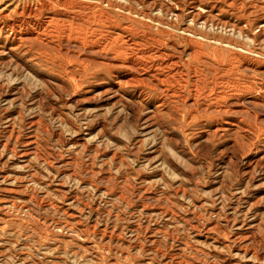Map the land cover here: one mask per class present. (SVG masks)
I'll use <instances>...</instances> for the list:
<instances>
[{
  "label": "rangeland",
  "instance_id": "obj_1",
  "mask_svg": "<svg viewBox=\"0 0 264 264\" xmlns=\"http://www.w3.org/2000/svg\"><path fill=\"white\" fill-rule=\"evenodd\" d=\"M66 1L0 0V264H261L253 256L261 244L243 233L251 226L264 241V177L258 169H235L218 151L232 141L241 152L250 143L264 146L253 132L264 121L236 109L232 116L241 123L210 138L207 152L196 138L218 111L199 106L189 119L190 105L175 99L154 114L160 92L149 87L143 98L124 87L106 104L88 100L97 95L91 85L112 80L111 69L81 54L74 29L105 46L119 23L125 33L118 31L114 43L131 37L174 54L192 46L206 69L231 61L230 81L264 83V27H257L264 0ZM66 25L73 29L65 38ZM24 30L37 37L26 38ZM183 59L193 61L186 52ZM76 81L86 93L73 92ZM127 100L141 103V116L129 117ZM172 129L182 144L170 137Z\"/></svg>",
  "mask_w": 264,
  "mask_h": 264
},
{
  "label": "bare ground",
  "instance_id": "obj_2",
  "mask_svg": "<svg viewBox=\"0 0 264 264\" xmlns=\"http://www.w3.org/2000/svg\"><path fill=\"white\" fill-rule=\"evenodd\" d=\"M46 1V0H45ZM68 1V0H67ZM66 1V2H67ZM51 2V1H50ZM59 3V1H58ZM239 3V2H238ZM111 4V3H110ZM195 4V3H194ZM202 4V3H201ZM51 5V4H50ZM66 5V4H65ZM87 5V4H86ZM193 5V4H192ZM198 5V4H196ZM204 5V3H203ZM212 5V4H211ZM49 7V6H48ZM82 7V6H81ZM194 7V6H193ZM198 7V6H197ZM229 7V6H228ZM33 8V6H32ZM71 8V7H70ZM75 8V7H74ZM195 8V7H194ZM202 8V7H201ZM213 8V7H212ZM35 9V8H34ZM49 9V8H47ZM57 9V8H56ZM176 9V8H175ZM187 9V8H186ZM197 9V8H195ZM206 9V8H205ZM172 10V8H171ZM174 10V8H173ZM47 11V10H44ZM52 11V10H51ZM179 11V10H178ZM181 11V10H180ZM184 11V10H183ZM219 11V10H218ZM55 12V11H54ZM53 12V13H54ZM59 12V11H58ZM64 12V11H63ZM66 12V11H65ZM191 12V11H190ZM32 13V12H31ZM43 13V12H42ZM136 13V12H135ZM236 13V12H235ZM44 14V13H43ZM56 14V13H55ZM63 14V13H62ZM69 14V13H68ZM190 14V13H189ZM192 14V13H191ZM190 14V15H191ZM32 15V14H31ZM2 16V15H1ZM42 16V15H41ZM55 16V15H54ZM65 16V15H64ZM68 16V15H67ZM75 16V15H74ZM73 16V17H74ZM218 16V15H217ZM51 17V16H48ZM69 17H72L69 15ZM77 17V16H76ZM81 17V16H80ZM101 17V15H100ZM192 17V16H190ZM3 18V17H2ZM42 18V17H41ZM40 18V19H41ZM75 18V17H74ZM184 18V17H183ZM187 18V17H186ZM45 19V18H44ZM79 19V18H78ZM180 19V18H179ZM201 19V18H199ZM260 19V18H259ZM36 20V19H35ZM48 20V19H47ZM60 20V19H59ZM67 20V19H66ZM22 21V20H21ZM27 21V20H26ZM39 21V20H38ZM55 21V20H53ZM81 21V19H80ZM101 21V20H100ZM5 22V21H4ZM32 22V21H31ZM52 22V21H51ZM66 22V21H64ZM106 22V21H105ZM182 22V21H181ZM210 22V21H209ZM212 22V21H211ZM36 23V22H35ZM40 23V22H38ZM58 23V22H57ZM244 23V22H243ZM255 23V22H254ZM13 24H15L13 22ZM23 24V23H22ZM41 24V23H40ZM121 24V23H120ZM126 24V23H125ZM236 24V23H235ZM238 24V23H237ZM241 24V23H240ZM238 24V25H240ZM7 25V24H6ZM12 25V24H11ZM35 25V24H34ZM48 25V24H47ZM51 25V24H50ZM110 25V24H109ZM113 25V24H112ZM22 26V25H21ZM24 26V25H23ZM40 26V25H39ZM52 26V25H51ZM104 26V24H103ZM108 26V25H107ZM119 26V23H118ZM118 26L113 25L115 29L116 36L111 38L110 42L105 44V46H100L96 41L86 40V36H81V28L75 26V35L74 38L79 40L81 54L90 59V61L95 63H105L110 65L112 80L102 84L101 86L91 85V87L96 91L97 95L94 97H89L88 100L100 101L102 103H108L118 99V91H122L124 87L137 88V98H143L145 94L144 90L146 87H149L150 90H159L160 93L152 99V109L154 114H158L169 101H174L175 99L180 100L181 103H188L190 106L186 110V114L190 116L189 119L194 117V114L199 106H204L205 109H213L218 111L219 114L212 116V119L208 122L209 125L201 130L197 135L198 145L207 151L211 152L212 147L209 145L208 141L210 138L214 139L216 136L220 135L222 132L229 131L233 129L234 126H237L241 123V120L234 118L236 109H241L243 112L251 115L255 120L260 118L264 121V83L262 82H251L248 84L237 83L230 81V72L233 69V65L230 62L223 63L222 68H215L208 66L206 69L202 66V60L200 53L192 46L188 47L187 51L182 50L178 54H174L171 50L169 51L162 44L159 45V48L152 47L151 45L147 47L140 46L138 41H135L133 38L126 37L121 39L119 43H114V39L118 36L119 32H124V29L118 28ZM135 26V25H134ZM245 26V24H244ZM8 27V26H7ZM26 27V25H25ZM27 26L26 28H28ZM45 27V26H44ZM56 27V26H55ZM60 27V25H59ZM169 27V26H168ZM181 27V26H180ZM257 27H264V21L259 20L257 22ZM11 28V27H9ZM22 28V27H21ZM62 28V27H61ZM172 28V27H171ZM245 28V27H244ZM1 29V28H0ZM13 29V28H12ZM32 29V28H30ZM34 29V27H33ZM59 29V28H58ZM73 29V28H72ZM71 25H66L62 29V36L69 37L70 31H72ZM22 30V29H21ZM38 30V29H37ZM142 30V29H141ZM246 30V29H245ZM260 30V29H259ZM258 30V31H259ZM11 32V30L9 29ZM8 31V32H9ZM43 31V30H42ZM131 31V30H130ZM138 31V30H137ZM74 32V31H73ZM140 32V31H139ZM146 32V31H145ZM17 33V32H16ZM20 33V32H19ZM37 32L32 30H24L23 35L26 38L35 39L37 37ZM44 33V32H43ZM59 33V32H58ZM61 33V31H60ZM59 33V34H60ZM110 33V32H109ZM125 33V32H124ZM135 33V32H134ZM148 33V32H147ZM153 33V32H152ZM246 33V32H244ZM38 34V33H37ZM105 34V33H103ZM131 34V33H130ZM143 34V33H142ZM247 34V33H246ZM22 35V36H23ZM139 35V34H138ZM185 35V34H184ZM191 35V34H190ZM194 35V34H193ZM192 35V36H193ZM262 35V33H261ZM13 36V35H12ZM53 36V35H52ZM112 36V35H111ZM128 36V35H127ZM134 36V35H133ZM260 36V35H259ZM258 36V37H259ZM72 37V36H71ZM138 37V36H136ZM143 38V36L141 35ZM146 37V36H145ZM151 37V35H150ZM184 38V36H182ZM194 37V36H193ZM254 38V36L252 35ZM60 38V37H59ZM207 38V37H206ZM252 38V39H253ZM264 38V37H262ZM108 39V38H107ZM106 39V40H107ZM141 39V38H140ZM147 39V38H146ZM19 40V39H18ZM55 40V39H54ZM102 40V39H101ZM188 40V39H187ZM14 41V40H13ZM50 41V40H49ZM76 41V40H75ZM157 41V40H156ZM190 41V40H189ZM19 43V42H18ZM146 43V42H145ZM165 43V42H164ZM69 44V43H68ZM174 44V43H173ZM190 44V43H189ZM225 44V43H224ZM12 45V44H10ZM17 45V44H16ZM34 45V44H33ZM234 45V44H233ZM15 46V45H14ZM69 46V45H68ZM197 46V45H194ZM199 46V45H198ZM10 46H8L9 48ZM18 47V46H16ZM72 47H76L73 45ZM12 48V47H11ZM53 48V47H52ZM199 48V47H198ZM7 49V48H6ZM13 49V48H12ZM15 49V47H14ZM170 49V48H169ZM213 49V48H212ZM242 49V48H241ZM50 50V49H49ZM79 50V51H80ZM105 50L106 52L110 51V55L102 56L101 52ZM218 50V49H217ZM16 52L15 50H13ZM52 51V50H51ZM50 51V52H51ZM67 51V50H66ZM230 51V50H229ZM40 52V51H39ZM78 52V51H77ZM184 52L188 56H191L193 61H185L183 59ZM233 52V51H232ZM10 53V52H9ZM18 53V52H16ZM15 53V55H16ZM238 53V52H237ZM252 53V52H249ZM8 54V53H7ZM25 54V53H24ZM30 54V53H29ZM104 54V53H103ZM233 54V53H232ZM1 55V54H0ZM3 55V54H2ZM186 55V54H185ZM236 55V54H235ZM28 56V55H27ZM56 56V55H55ZM239 56V55H238ZM1 57V56H0ZM45 57V56H44ZM50 57V56H49ZM205 57V56H204ZM231 57V55H230ZM229 57V58H230ZM241 57V56H240ZM58 58V57H57ZM232 58V57H231ZM251 58V57H250ZM35 59V58H34ZM237 59V58H235ZM260 59V58H259ZM4 60V58H3ZM82 60V59H81ZM106 60V62H105ZM187 60V59H186ZM209 60V59H208ZM212 60V59H211ZM228 60V59H227ZM233 60V59H232ZM58 61V60H57ZM241 61V60H240ZM244 61V60H243ZM249 61V60H248ZM254 61V60H253ZM259 61V60H258ZM264 61V60H262ZM78 62V61H77ZM205 62V61H204ZM255 62V61H254ZM68 63V62H67ZM201 63V64H200ZM221 63V62H220ZM79 64V63H78ZM242 64V63H241ZM246 64V63H245ZM70 65V64H69ZM100 65V64H99ZM236 65V64H235ZM72 67V66H71ZM103 68V67H102ZM107 68V67H106ZM207 71H212L213 75L207 77L205 69ZM246 68V67H245ZM244 68V69H245ZM255 68V67H254ZM80 69V68H79ZM83 70V68H82ZM69 72V71H68ZM109 72V71H108ZM107 72V74H108ZM247 72V71H246ZM264 73V69L261 70ZM98 73V72H97ZM96 73V74H97ZM100 73V72H99ZM104 73V72H102ZM100 73V74H102ZM248 73V72H247ZM234 74V73H233ZM238 74V73H237ZM253 74V73H252ZM106 75V74H105ZM85 76V75H84ZM100 76V75H99ZM108 76V75H107ZM240 76V75H239ZM254 76V75H253ZM36 77V76H35ZM241 77V76H240ZM242 77L243 74H242ZM246 77V76H245ZM252 77V76H251ZM71 81H74L72 75L69 77ZM88 78V77H87ZM91 78V77H90ZM97 78V77H96ZM101 78V77H100ZM99 78V79H100ZM76 79V78H75ZM239 79V78H238ZM110 80V79H109ZM233 80V79H232ZM264 80V79H262ZM94 82V81H93ZM64 83V82H63ZM73 83V92L78 94V92L86 93L87 88L82 85V81L71 82ZM88 83V82H87ZM86 83V84H87ZM85 84V85H86ZM90 84V83H88ZM94 84V83H93ZM230 85V86H229ZM231 87V88H229ZM152 88V89H151ZM228 88V89H227ZM242 88V89H241ZM231 89V90H230ZM91 90V89H90ZM131 90V89H130ZM135 90V89H134ZM149 90V89H148ZM232 90H236L235 93ZM128 91V90H127ZM239 91V92H238ZM123 92V91H122ZM133 92V91H132ZM135 92V91H134ZM73 93V94H74ZM147 94L149 93L146 92ZM131 94V93H130ZM150 94V93H149ZM83 95V94H82ZM77 96V95H76ZM126 96V95H125ZM235 96V99L232 97ZM79 97V96H78ZM145 97V96H144ZM239 97V98H238ZM74 98V97H73ZM76 98V97H75ZM130 98V97H129ZM134 98V97H133ZM151 98V97H150ZM68 99V97H67ZM135 99V98H134ZM147 100V99H146ZM151 100V99H150ZM94 101V102H95ZM237 101V102H236ZM82 102V101H81ZM145 102V101H144ZM239 102V103H238ZM51 103V102H50ZM148 103V102H147ZM238 103L239 105H237ZM62 104V103H61ZM69 104V103H68ZM171 104V103H170ZM228 104V107L225 105ZM63 105V104H62ZM90 105V104H89ZM88 105V106H89ZM104 105V104H103ZM124 105L128 111L129 117L136 118L142 115V105L139 101L127 100L124 101ZM79 106V105H78ZM84 106V105H83ZM109 106V105H108ZM169 104L167 105V107ZM59 108V107H58ZM74 108V107H73ZM172 108V107H171ZM90 109V108H89ZM96 109V108H95ZM165 109V108H164ZM168 109H170L168 107ZM179 109V107H177ZM63 110V109H62ZM83 111V109H81ZM102 110V109H101ZM60 111V110H59ZM98 111V110H97ZM145 111V110H144ZM167 111V110H166ZM78 113V111H77ZM83 113V112H82ZM172 113V111L170 112ZM80 114V112H79ZM215 114V113H214ZM11 115V114H10ZM82 115V114H81ZM89 115V114H88ZM147 115V114H146ZM145 115V116H146ZM78 116V115H77ZM170 116V115H169ZM6 117V116H5ZM85 118V117H84ZM91 118V117H90ZM89 118V119H90ZM210 118V117H209ZM143 119V118H142ZM186 120V118L184 119ZM245 120V119H244ZM6 121V120H5ZM84 121V119L82 120ZM95 122V119L93 120ZM201 121V120H200ZM246 121V120H245ZM189 122V121H188ZM243 122V121H242ZM83 123V122H82ZM85 123V122H84ZM83 123V124H84ZM91 123V122H89ZM98 123V122H97ZM197 123V122H196ZM70 124V123H69ZM82 124V125H83ZM207 124V123H206ZM12 125V124H11ZM10 125V126H11ZM95 125V124H93ZM243 125V124H242ZM101 126V125H100ZM202 126V125H201ZM250 126V125H249ZM249 126H247L249 128ZM83 127V126H82ZM9 128V127H8ZM7 128V129H8ZM251 128V127H250ZM83 129V128H82ZM237 129V128H236ZM170 134V137L174 139L179 144H182L180 139L181 134L175 132L174 129ZM66 131V129H65ZM84 132V131H83ZM198 132V131H197ZM196 132V133H197ZM254 132L256 138L259 136L264 139V128H258ZM28 133V132H27ZM54 133V132H53ZM59 134V133H58ZM57 135V134H56ZM97 135V134H96ZM246 135V134H245ZM248 135V134H247ZM61 136V135H60ZM89 136V135H88ZM224 136V135H223ZM55 137V136H54ZM75 138V137H74ZM81 138V137H80ZM84 138V137H83ZM182 138V137H181ZM186 138V137H185ZM191 139V138H190ZM26 140V139H24ZM187 140V139H186ZM27 141V140H26ZM34 141V140H33ZM79 141V140H78ZM81 141V140H80ZM190 141V140H189ZM12 142V141H11ZM30 142V140H29ZM186 142V141H185ZM259 140V144H260ZM3 143V142H2ZM5 144V143H4ZM10 144V143H9ZM187 144V143H186ZM262 144V143H261ZM32 145V144H31ZM4 146V145H3ZM27 146V145H26ZM30 146V145H29ZM258 146V145H257ZM254 143H250L249 146L241 152V150L234 146L233 141L229 143H223L222 149L219 150V155L221 159L226 158L228 162H232L233 166L237 170L241 171H250L253 169H258L260 171L261 177H264V146L257 147ZM5 147V146H4ZM79 147V146H78ZM28 149V148H27ZM24 150V149H23ZM22 150V151H23ZM200 150V149H199ZM29 151V150H28ZM27 151V152H28ZM24 152V151H23ZM22 152V154H23ZM33 153V152H32ZM35 153V152H34ZM18 154V153H17ZM25 154V153H24ZM28 154V153H27ZM31 155V154H30ZM36 155V154H35ZM183 155V154H182ZM215 155V154H213ZM29 156V155H28ZM171 156V155H170ZM24 157V156H23ZM21 158V157H20ZM19 159V158H18ZM27 159V158H26ZM213 159V158H212ZM220 159V160H221ZM24 160V159H23ZM22 160V161H23ZM47 160V159H46ZM62 160V159H61ZM87 160V159H86ZM64 161V160H63ZM155 162V161H154ZM60 163V162H58ZM32 164V163H31ZM223 164V163H222ZM17 165V164H16ZM50 166V165H49ZM73 168V167H72ZM86 168V167H85ZM53 170V169H52ZM63 170V169H62ZM1 174V173H0ZM60 174V173H59ZM140 176V175H139ZM148 178V177H147ZM146 178V179H147ZM3 179V177H2ZM23 179V178H22ZM11 180V179H10ZM14 180V179H13ZM75 180V179H74ZM261 180V179H259ZM7 181H9L7 179ZM256 182V181H255ZM264 182V181H261ZM1 183V182H0ZM6 183V182H4ZM10 183V182H9ZM262 184V183H261ZM12 185V184H10ZM4 186V185H3ZM93 186V185H92ZM34 187V186H33ZM39 187V186H38ZM17 188V187H16ZM49 188V187H48ZM1 190V189H0ZM3 191V190H2ZM202 191V190H201ZM11 192V191H10ZM14 192V191H12ZM6 193V192H5ZM4 194V192H3ZM8 195V194H7ZM10 194V198H13ZM2 197V196H1ZM8 197V196H7ZM18 197V196H17ZM9 198V200H10ZM16 198V197H15ZM19 198V197H18ZM13 200V199H12ZM25 201V199H23ZM8 201V200H7ZM22 201V202H24ZM30 201V200H29ZM84 201V200H83ZM125 202V201H124ZM179 202V201H178ZM21 203V201H20ZM180 203V202H179ZM11 204V202H10ZM24 204V203H23ZM4 205V204H3ZM20 205V204H19ZM32 205V203H31ZM96 205V204H95ZM67 206V205H66ZM1 207V206H0ZM7 207V205L5 206ZM14 207V206H12ZM32 207V206H31ZM103 207V206H102ZM16 208V207H15ZM14 208V209H15ZM134 208V207H133ZM5 209V208H4ZM28 209V207H27ZM156 209V208H155ZM3 210V207H2ZM18 210V209H17ZM21 210V209H20ZM23 210V209H22ZM21 210V211H22ZM212 210V209H211ZM26 211V210H25ZM28 211V210H27ZM157 211V210H156ZM5 213V212H3ZM28 214V213H27ZM30 214V213H29ZM70 214V213H69ZM31 215V214H30ZM1 216V215H0ZM41 216V215H40ZM74 216V215H73ZM8 217V216H7ZM39 217V216H38ZM37 217V218H38ZM11 218V217H10ZM15 218V217H14ZM35 218V217H34ZM47 218V217H46ZM189 218V217H188ZM201 218V217H200ZM191 219V218H190ZM5 220V219H4ZM8 220V219H7ZM12 220V219H11ZM18 220V219H16ZM22 220V219H20ZM258 220V219H257ZM66 221V220H65ZM181 221V220H180ZM184 221V219H183ZM256 221V220H255ZM2 222V221H1ZM4 222V221H3ZM14 222V221H13ZM40 222V221H38ZM20 223V222H19ZM44 223V221H43ZM64 223V222H63ZM212 223V222H211ZM250 223V222H249ZM14 224V223H13ZM21 224V223H20ZM34 224V222H33ZM39 224V223H38ZM252 224V223H251ZM35 225V224H34ZM41 225V224H40ZM53 225V224H52ZM61 225V224H60ZM70 225V224H69ZM75 225V224H74ZM182 225V224H181ZM190 225V224H189ZM244 224H242L243 226ZM245 224L244 226H246ZM250 225V224H248ZM38 226V225H37ZM36 226V227H37ZM68 226V225H67ZM207 226V225H206ZM236 227V226H235ZM39 228V227H38ZM45 228V227H44ZM43 228V229H44ZM55 228V227H54ZM57 228V227H56ZM74 228V227H70ZM76 228V227H75ZM205 228V227H204ZM238 228V227H237ZM255 228V227H254ZM81 229V228H80ZM185 229V228H184ZM191 229V228H190ZM32 230V229H31ZM45 230V229H44ZM61 230V229H60ZM202 230H204L202 228ZM233 230V229H232ZM237 230V229H236ZM42 231V230H41ZM54 231V230H53ZM56 231V230H55ZM54 231V232H55ZM105 231V230H103ZM194 231V230H193ZM198 231V230H196ZM242 231V230H241ZM76 232V231H75ZM78 232V231H77ZM144 232V231H143ZM28 233V232H27ZM34 233V232H33ZM59 233V232H58ZM82 233V230H81ZM194 233V232H193ZM208 233V232H207ZM29 234V233H28ZM237 236L239 232H236ZM245 239L251 242H259L261 244V249L253 253L255 259L264 264V241L257 237V234L253 231L251 226H246L244 231ZM38 235V234H37ZM79 235V233H78ZM205 235V234H204ZM214 235V234H212ZM41 236V235H40ZM35 237V236H34ZM64 237V236H63ZM67 237V236H66ZM106 237V236H104ZM103 237V238H104ZM55 238V237H54ZM205 238V237H204ZM61 239V238H60ZM111 239V238H110ZM212 239V238H210ZM63 240V239H62ZM108 240V239H107ZM113 240V239H112ZM220 240V239H218ZM51 241V240H50ZM111 241V240H110ZM239 238L235 237V240L232 241L233 244L239 243ZM222 242V241H221ZM79 243V242H78ZM77 243V244H78ZM207 243V242H206ZM185 244V243H184ZM224 244V243H223ZM57 245V243H56ZM202 245V244H201ZM222 245V244H221ZM220 245V246H221ZM232 245V244H231ZM49 246V245H48ZM256 246V245H255ZM56 247V246H55ZM84 247V246H83ZM212 247V246H211ZM76 248V247H75ZM239 248V247H238ZM236 248V249H238ZM52 249V248H51ZM251 249V248H250ZM205 250V249H204ZM229 250V249H228ZM232 250V249H231ZM243 250V249H242ZM114 251V250H113ZM111 252V251H110ZM229 252H231L229 250ZM234 252V251H233ZM232 252V253H233ZM237 253V251L235 250ZM240 252V250H239ZM225 254V253H224ZM231 254V253H230ZM91 255V254H90ZM97 253H94V256ZM236 255V254H235ZM250 254H248L249 257ZM220 256V255H219ZM222 256V255H221ZM110 257V256H109ZM127 257V256H126ZM169 257V256H168ZM224 257V256H223ZM238 257V256H237ZM95 258V257H94ZM114 258V257H113ZM221 258V257H220ZM229 258V257H228ZM165 259V258H164ZM174 259V258H173ZM225 259V258H224ZM239 259V258H238ZM236 259V260H238ZM248 259V258H246ZM250 259V258H249ZM116 261V260H115ZM235 261V260H234ZM108 262H110L108 260ZM112 262V260H111ZM149 262V261H148ZM170 262V261H169ZM220 262V261H219ZM98 263V262H97ZM173 263V262H172ZM253 263V262H252ZM251 263V264H252ZM99 264V263H98ZM114 264V263H112ZM234 264V262H233ZM240 264V263H239ZM243 264V263H242Z\"/></svg>",
  "mask_w": 264,
  "mask_h": 264
}]
</instances>
